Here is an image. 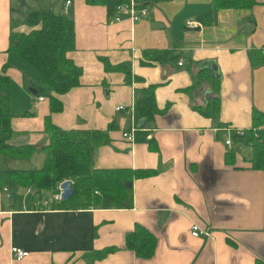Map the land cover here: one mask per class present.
Returning <instances> with one entry per match:
<instances>
[{
    "label": "crops",
    "instance_id": "0c3cea01",
    "mask_svg": "<svg viewBox=\"0 0 264 264\" xmlns=\"http://www.w3.org/2000/svg\"><path fill=\"white\" fill-rule=\"evenodd\" d=\"M65 1L0 0V73L5 66L10 91L39 84L36 72L7 51L11 25L33 10L64 14ZM117 3L70 0L65 14L74 22L75 48L67 55L81 68L80 84L63 94L51 92L62 110L50 119L63 129L108 130L112 124L111 142L96 149L94 166L150 169L153 174L132 179V205L125 208L37 207L26 188H8L9 197L0 188V264L264 263V170L249 167L250 150L242 144L232 148L235 164H227L225 132L218 129H247L253 108L264 113V65L252 68L247 54L252 47H264V2L238 11L214 10L211 0L160 1L143 5L148 13L137 21L118 12ZM187 20L200 25L189 28ZM148 48H171L184 63L142 65V51ZM104 60L130 65V83L123 71L106 70ZM208 60L217 73L206 71L195 83ZM217 76L218 91L210 81ZM149 84H157L155 101L162 110L150 123L133 115L134 88ZM39 95V90L37 96L31 94ZM48 96L12 117L14 144L37 149L47 141ZM216 97L219 112L210 113L208 101ZM120 105L124 108L116 110ZM126 131H131V141L122 137ZM0 158V169L27 166ZM136 223L156 236L151 258L137 257L125 247V235ZM193 223L210 230L212 237H193ZM11 246L29 255L15 260ZM105 248L114 250L95 256Z\"/></svg>",
    "mask_w": 264,
    "mask_h": 264
},
{
    "label": "trees",
    "instance_id": "16d2710c",
    "mask_svg": "<svg viewBox=\"0 0 264 264\" xmlns=\"http://www.w3.org/2000/svg\"><path fill=\"white\" fill-rule=\"evenodd\" d=\"M107 0H85L88 5H100ZM127 0H118V3ZM142 6L168 0H137ZM264 0H211L214 10L231 9L250 11L254 5ZM117 3V4H118ZM116 4V5H117ZM254 22L253 17H249ZM251 22V23H252ZM24 24L28 30L15 29ZM75 48L73 19L67 14H57L52 10H33L18 23L11 25L7 51L17 53L27 65L36 72L38 90L49 92V113L44 116V133L47 141L37 149L43 155L38 168L20 167L0 169V188L22 187L31 193V200L43 197V194L59 192V185L64 180L72 181L73 194L66 200H52L50 209H89V208H125L132 205V188L125 182L153 174L150 169L104 168L94 166L96 149L111 142L109 130L101 129H63L50 119L52 112L62 110L60 99L51 95L63 94L80 84L81 68L67 55ZM175 49V48H174ZM250 66L264 65V47H252L247 52ZM179 55L173 49L148 48L142 51V65H170L176 63ZM106 70L123 71L125 83H130V65H111L104 60ZM209 71L201 69L195 74V83L202 80L201 74ZM135 79H137L135 77ZM214 90H219V78L210 77ZM157 84L134 88V119H144L148 123L162 110L155 101ZM210 113L219 112L218 97L208 101ZM202 111V110H201ZM203 112V111H202ZM10 78L5 73V66L0 73V156L7 159L26 160L33 157L36 147L32 144H14L16 132L11 126ZM225 125L218 126L219 131ZM235 144L249 147L250 155L246 160L253 170H264V113L253 108L251 126L243 134L233 132ZM235 147V146H234ZM235 151L231 148L225 154V162L235 164ZM125 247L137 257L151 258L156 248V236L141 224L127 232ZM105 248L95 252L102 257L113 251ZM255 264H264L256 259Z\"/></svg>",
    "mask_w": 264,
    "mask_h": 264
},
{
    "label": "built area",
    "instance_id": "2783aa9c",
    "mask_svg": "<svg viewBox=\"0 0 264 264\" xmlns=\"http://www.w3.org/2000/svg\"><path fill=\"white\" fill-rule=\"evenodd\" d=\"M70 3V0H66L65 1V8H64V14L67 13V6ZM116 10L118 12H123L128 14L129 18L131 21H137L139 20L141 17L145 16L148 12L147 9L145 7H143L137 0H127L124 2H120L116 5ZM116 20L119 18H115ZM186 25L189 28L195 27L200 25L198 22H195L193 20H187L186 21ZM183 59H179L177 61V65L181 66L183 65ZM39 100H43V97H38ZM122 108H124L122 105L120 106H116V110H121ZM132 130V129H131ZM222 131L225 132L224 138H223V143L224 145L228 148H234L235 143L232 140V133L236 132L238 134H243L244 129H240V128H234L231 126H224ZM122 137L125 138L128 141L132 140V135H131V131H126L122 133ZM3 191L6 193V196L9 197V193H8V187L5 186L2 188ZM52 200L55 201H60L61 200V193H60V189L59 192L54 193L51 195V197L49 199H45V198H36L33 203L35 206L37 207H41V206H46L49 205L50 202H52ZM190 234L193 237H204V238H210L212 237V233L210 230H208L207 228H202L200 227L198 224L193 223L190 227ZM11 254L12 257L15 260H21L25 257H27L29 255V252L25 249H22L18 246H11Z\"/></svg>",
    "mask_w": 264,
    "mask_h": 264
},
{
    "label": "rangeland",
    "instance_id": "374dc122",
    "mask_svg": "<svg viewBox=\"0 0 264 264\" xmlns=\"http://www.w3.org/2000/svg\"><path fill=\"white\" fill-rule=\"evenodd\" d=\"M242 27V26H241ZM243 28V27H242ZM15 29H18L15 28ZM246 33H250L251 31L245 30ZM28 86L26 85L25 89H20L16 86L11 87L10 91V99H11V114L12 117L14 115L22 116L25 114V112L31 108V105H35V99H38V97H32L31 94L27 90ZM45 94H47V91L40 92V97L45 98ZM33 98V102H31L30 98ZM42 153L39 149L35 152L33 157L30 159L22 160L25 162L24 165H27L29 168H38L42 164ZM3 159L0 158V166H2Z\"/></svg>",
    "mask_w": 264,
    "mask_h": 264
},
{
    "label": "water",
    "instance_id": "95a60500",
    "mask_svg": "<svg viewBox=\"0 0 264 264\" xmlns=\"http://www.w3.org/2000/svg\"><path fill=\"white\" fill-rule=\"evenodd\" d=\"M202 67L203 69H208L211 70L214 73H217V66L214 63V61H204L202 63ZM218 78V76H217ZM28 90L31 94H33L34 96L38 95V89L35 87H28ZM72 181L71 180H64L60 183L59 185V189H60V193H61V199L62 200H66L67 198H69L72 194H73V188L71 186ZM125 185L129 188H132V181H127L125 182Z\"/></svg>",
    "mask_w": 264,
    "mask_h": 264
}]
</instances>
